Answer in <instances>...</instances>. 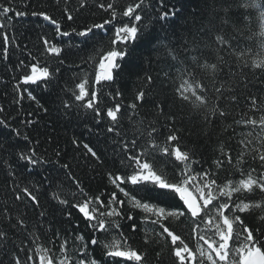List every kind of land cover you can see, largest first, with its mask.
I'll list each match as a JSON object with an SVG mask.
<instances>
[{
    "label": "snow or ice",
    "instance_id": "obj_1",
    "mask_svg": "<svg viewBox=\"0 0 264 264\" xmlns=\"http://www.w3.org/2000/svg\"><path fill=\"white\" fill-rule=\"evenodd\" d=\"M57 2L59 3V0ZM199 3L203 7L198 6L191 14L192 29L186 27L188 21L180 0H176V3L170 7L166 0H158V6L153 0H132L119 15L116 2L104 3L98 0V7L104 9L109 14V18L103 19L100 23L85 25L79 30L77 27H72L71 31H61L60 23L45 13L33 12L32 15L42 16L44 21L54 24L55 32L60 37L75 35L83 38L79 43L68 44L66 49L52 44L47 39L43 41L45 51L59 57L60 65L65 64L68 56L78 55V52L72 51L73 49L83 51L80 48L81 44L91 47L92 52L81 59L84 63L94 61L92 82L89 86V79H84L76 85L79 91L74 92L73 95L75 101L80 102L76 107L91 110L96 124L104 120L109 121L107 132L123 138L124 133L119 125L125 116L131 119V115L127 112L121 113L120 103L114 107H107L105 115L98 104L99 96L103 93L98 94L96 86L111 87L116 77L122 72L119 61L129 55L130 49L127 46L131 41L143 38L147 34L154 35L151 50L158 56L163 55L167 60L166 67L169 70L175 69V77L181 80L182 86L176 89L178 98L192 104L194 110H203L205 125H213L214 118L223 121L229 115L220 101L224 99L233 103L237 101L235 95H225L234 91L231 83L221 81L220 85L216 86L217 79L225 74V71L233 81L239 77L245 89L251 83L245 79L243 72L233 71L225 55L235 56L237 61H244L242 65L238 63L237 67H252L264 72V56L253 60L249 65L245 59L250 54L249 50L241 48L238 43L234 46L232 41L235 37L227 36L224 32V27L229 25L236 32H240L242 26H250L253 17L248 10L255 9L259 13L257 17V23L261 29L259 35L264 37V2L261 0H199ZM10 4L11 0L8 6L0 4V29L5 28L4 20H9L8 14L14 11ZM83 6L82 0L81 7ZM240 9L245 11L240 12ZM150 11L151 15H149ZM14 14L23 17L27 13L15 11ZM66 20L75 22L71 14L67 15ZM96 30L113 32V36L107 41L104 37L97 40ZM8 44L9 37L4 34L0 48L5 58L9 55ZM261 47L264 48V40L261 41ZM206 51L213 52L215 58L210 59ZM20 66L23 70L20 78L23 85L37 84L39 81L50 85L56 72L59 71L57 68L50 72L46 66L39 67L32 64L29 73L23 60L20 61ZM200 73L207 75L213 82L215 103L211 108L206 95L209 89L202 80L197 79ZM85 75L87 76V73ZM165 75L168 76L169 73L165 72ZM146 79L149 84L154 83L151 76ZM226 84L227 87H225ZM110 95L119 96L120 93L117 91ZM147 97L148 93L145 91L137 94L136 100L141 101L140 107L148 102ZM28 99L36 100V97L29 92ZM37 103L39 104V101ZM246 104L249 110L259 111L262 114L259 119L248 117L235 123L245 127L251 126L253 129L258 128L261 133L258 138L264 146V94L250 92L246 97ZM63 106L65 109L73 107L68 102H64ZM128 107L135 114L138 105L133 103ZM154 107L163 114L159 104H154ZM118 113H120L119 117ZM3 123L0 121V124ZM165 127L168 132L165 137L167 146L162 147L158 143L163 134L159 132L157 126H152L147 132V139L143 145L138 143L139 138H133L120 146L123 174H109L108 179L113 185V190L106 197L101 194L82 201L78 200L71 205L89 229L87 239L83 234H75L69 238L62 236L59 231L55 232V239L50 240L49 243L55 245L58 240L61 255L52 253L51 248L37 247L35 251L40 253L39 264H127V262L144 264L145 256L131 247L127 237L121 231L122 222L125 220L131 222L127 227L132 232L137 231L138 224L133 212L140 217L142 223L158 225L162 233L171 238L173 246L171 255L174 257V264H264V239H261L264 232L248 226L245 222L246 216L242 218V214L259 213L258 219L261 224H264V151L252 149L253 164L256 166L245 167V152L238 153L234 162L230 153L221 150L224 159L216 158L213 166L206 169L193 154L182 151L173 143L178 142L179 129H176L174 125H165ZM88 131L92 134L93 130L89 128ZM247 135L251 136L252 132H248ZM23 139L29 140L26 135ZM116 143H119V140ZM240 143L247 147L251 141L242 140ZM73 144L79 146L76 139L73 140ZM83 148L92 157L99 159L97 152L88 143H84ZM4 151L7 149L0 141V153ZM18 155L19 161H25L26 166L32 167L33 170L36 166H43L50 162L43 155H38L35 149L30 152L20 150ZM55 156L56 160L51 162L67 169V164H59V151L55 153ZM225 165L232 166L235 172L239 173L240 178L235 180L226 177L225 180L218 182L217 172ZM16 174V170L9 166L8 175ZM39 183L42 185L43 181ZM76 187L80 188L78 182ZM21 191L23 195L15 196L17 201L27 199L34 208L40 206L38 197L27 187ZM81 193L87 195L82 189ZM54 198L58 199L59 205H68L66 199ZM45 215V211L40 212L41 226H43ZM65 215L71 220V211H66ZM170 219H175L180 224H189L191 233H194L199 241H203V244L197 243L195 247H190L189 243L170 229L167 224ZM17 224L20 227H26L22 219L18 218ZM16 226L12 225V227ZM145 231L147 233L149 230ZM7 237V232L0 231V241L6 240ZM97 252L99 257L95 255ZM28 259L32 260L34 257L29 256ZM15 264H21L20 260L16 259Z\"/></svg>",
    "mask_w": 264,
    "mask_h": 264
},
{
    "label": "trees",
    "instance_id": "obj_2",
    "mask_svg": "<svg viewBox=\"0 0 264 264\" xmlns=\"http://www.w3.org/2000/svg\"><path fill=\"white\" fill-rule=\"evenodd\" d=\"M9 2L10 0H0V4L6 6ZM99 2H116L119 15L132 0H99ZM153 2L158 6V0ZM166 2L170 7L176 3V0H166ZM81 3L82 0H59V3L57 0H11L10 6L14 11L8 14L9 20H4L5 28L0 29V44L4 34L9 37L7 58L2 55V48H0V109H3L0 111V121L4 122L0 124V141L7 149L0 153V231L8 233L7 239L0 241V264H15L16 259H19L21 264H39L40 253L35 251L37 247L51 248L52 253L60 256L59 241L57 240L55 245L49 243L50 240L55 239L57 231L69 238L75 234H83L87 239L89 229L71 205L78 200L82 201L101 194L106 197L113 190V185L108 179L109 174H123L120 146L133 138H139L138 143L143 145L147 139V132L152 126H157L159 132L163 134L158 143L164 147L167 146L165 137L168 134L165 125H174L176 129H179L177 133L179 139L178 142L173 143L182 151L193 154L206 169L213 166L216 158L224 159L221 150L230 153L234 162L238 153L245 152V167L256 166L253 164L252 149L264 151V146L258 138L261 135L258 128L253 129L251 126L245 127L235 123L242 118L259 119L262 114L259 111L249 110L246 97L250 92L264 94V72L252 67H237L238 63L242 65L244 61H237L235 56L225 55L233 71L243 72L245 79L251 83L245 89L239 77L233 81L225 71V74L217 79L216 86L218 87L221 81L231 83L234 91L225 95H235L237 101L235 103L228 99L220 101L229 115L223 121L214 118L213 125H205L203 110H194L192 104L178 98L176 89L182 86L181 80L175 77V69L169 70L166 67V58L163 55L158 56L151 50V41L155 38L153 34H147L129 43L127 46L130 49L129 55L119 61L122 72L116 77L111 87L96 86L98 94L103 93L99 96L98 104L105 115L107 107H114L117 103L122 106L121 113L127 112L131 115V119L125 116L119 125L124 133L123 138L107 132L109 121L104 120L96 124L91 110L76 107L80 102L75 101L73 95L74 92L79 91L76 85L84 79H89V86L91 85L94 61L84 63L81 59L92 52L91 47L81 44L80 48L83 51L73 49L72 51L78 52V55L68 56L65 64L60 65L59 57L45 51L43 41L47 39L52 44L66 49L68 44L79 43L83 38L75 35L60 37L55 32L54 24L44 21L42 16L32 15L33 12L47 14L60 23L61 31H71L72 27H77L79 30L85 25L100 23L103 19L109 18V14L98 7V0H83V7ZM180 4L188 21L186 27L192 29L191 14L198 6L203 7V5L199 3V0H180ZM15 11H23L27 14L18 17L15 16ZM248 11L253 17L250 26H242L240 32H236L229 25L224 27V32L227 36L235 37L232 41L234 46L238 43L241 48L249 50L250 54L245 59L251 65L253 60L264 56V48L261 47L264 37L259 35L261 31L257 23L259 13L255 9ZM68 14L75 18L74 23L66 20ZM151 14L150 11L149 15ZM124 19L127 20V18ZM96 32L97 40L104 37L107 41L113 36V32L104 30H96ZM117 47L121 46L117 45ZM206 55L210 59L215 58V54L211 51H206ZM22 60L25 61V67L29 73L32 64L39 67L46 66L50 72L57 68L59 71L56 72L50 85H46L44 81L23 85L20 80L23 75L20 66ZM165 72L169 75L166 76ZM148 76L152 77L153 84L147 82ZM197 79L202 80L209 89L206 95L211 108L215 103L213 82L203 73H200ZM117 91L120 93L119 96L110 95ZM140 91L148 93V102L144 103L143 107L139 106L141 101L136 100ZM29 92L36 97V100L28 99ZM64 102H68L73 107L65 109ZM133 103L138 105L135 114L128 107ZM154 104L161 106L163 114L158 112ZM119 116L120 113H118ZM89 128L93 130L92 134L89 133ZM250 131L252 135L248 136L247 133ZM25 135L28 136V141L23 139ZM74 139L78 141L79 146L73 144ZM117 140L119 143H116ZM242 140L251 141V143L245 147L240 143ZM84 143H88L97 152L99 159L87 153V150L83 148ZM33 149L50 162L43 166H36L33 170L32 167L26 166L25 161H19L20 150L30 152ZM57 151L60 152L59 164H67V169L51 162L56 160ZM9 166L16 170L15 176L8 175ZM226 177L235 180L240 178L239 173L229 165H225L216 175L218 182L225 180ZM41 181H43L42 185L39 183ZM77 182L80 188L76 187ZM25 187L38 197L39 207L34 208L27 199L20 201L15 199L17 194L23 195L21 190ZM81 189L87 194L86 196L81 193ZM54 197L66 199L68 205H59L58 199ZM121 198L123 199L122 196ZM41 211L46 212L43 217V226L40 223ZM66 211L72 212L71 220L67 219ZM132 214L136 216L137 231L132 232L127 227L131 223L127 220L122 222L121 231L127 237L131 247L145 256L144 264H174V257L171 255L173 247L171 238L162 233L158 225L144 224L135 212ZM258 215L259 213L242 214V218L246 216L245 222L248 226L264 232V224H261ZM18 218L24 221L26 227H20L17 224ZM167 224L174 234H179L190 247H195L197 243L203 244V241H199L198 237L191 233L189 224H180L175 219H170ZM12 225L17 226L12 227ZM146 229L149 230L147 233ZM261 239H264V236ZM95 255L99 257L98 252ZM29 256L34 259L29 260ZM127 264H133V262H127Z\"/></svg>",
    "mask_w": 264,
    "mask_h": 264
}]
</instances>
